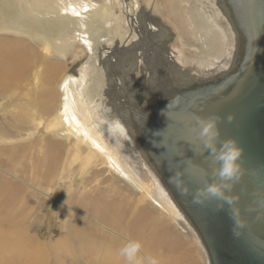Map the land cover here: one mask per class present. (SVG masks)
Returning a JSON list of instances; mask_svg holds the SVG:
<instances>
[{"label": "rangeland", "instance_id": "1", "mask_svg": "<svg viewBox=\"0 0 264 264\" xmlns=\"http://www.w3.org/2000/svg\"><path fill=\"white\" fill-rule=\"evenodd\" d=\"M50 1L58 3L61 7L82 10L87 3L92 4L96 8L93 11L96 12L93 18L99 19L101 15L105 14L106 21L102 24L100 33L93 36L89 35L91 38L94 37L93 40L95 41L89 37L91 39L90 45L86 41L87 37L78 31V25L74 23H72L73 28L69 34L66 33L67 35L65 34L64 37L54 40V42L37 39L18 29H0V57L3 58L0 59L1 63L24 64L27 59L32 58V55L29 54L23 58L20 57V52L21 50L28 51V49L34 52L32 60H29L32 63L36 60L38 63L34 62V67L31 63V69L28 71L30 74L24 70L23 73L20 72L19 76H13L14 78L12 76L0 78V165H2V167L0 166V188L1 194L4 193L3 199H0V264H101L100 262L105 259V256L102 258L99 255L98 259V254L104 248L95 247L97 254L87 243L81 246L66 244V247H60L57 245L58 241L66 240L70 226L79 223L77 217L82 219L85 217L83 220L88 221L87 216H84L87 214H83L85 213L83 208L72 205V202L65 199V195L69 193L66 191L63 194L61 189L66 186V189L71 191H76L78 188V190H84L83 180L85 178L90 179V177L91 183L87 186V190L98 186L99 189L101 188L109 195L110 193L111 195L116 194L115 196L119 198L122 205L124 204L126 210L132 207L130 208L132 210L130 212L132 213L131 218L127 213L129 224H131L128 226L129 231L121 233L109 230L111 235H115L123 243L130 239L142 241L145 253L158 257L161 264L162 260H164L163 264H212L198 229L179 205L176 197L169 190V185L155 168L144 141L135 139L133 142L132 138L131 140L129 138L122 140L115 132L111 135H105L106 132L105 134L101 132L104 139L103 144H101L107 147L109 154L99 151L98 148L101 144L98 147L94 145L89 147L87 140V142L81 140L76 142L70 132L64 109L67 104L75 111L81 124L88 123L89 119L91 123L98 124L99 131H104L108 124L106 121H109L106 119L107 117H104L107 113L102 112L101 106L95 105L101 104V101L89 98L84 90L85 86H92L94 76L95 78L98 77L100 86H105L104 90L101 91V96L103 95V101L107 103H109L107 97H111L112 91L115 90H117V94L121 89L124 90V93L121 90V94L118 95L120 100H124L125 90L134 97L135 88L139 89V93L145 89L148 94L149 90L154 89L158 83L162 70L165 77L172 81L177 88L187 87L186 81L192 83L191 85H199L200 87L222 82L227 75H231L237 70L241 57H245L247 52V39L244 31L240 30L237 25L233 9L219 7L220 10H218L216 4L211 3L210 0ZM19 4V7L22 8L20 1ZM31 4L34 8L39 6L35 2ZM206 4H209L208 12L215 10L216 14L223 20V24L227 25L230 34L229 41L231 44L229 45L231 46L226 44L230 47V51H225L221 59L215 56L214 48L204 44L206 40L202 38L203 31H200L202 32L200 35L197 31L198 23L196 20L193 21L192 17L188 21L189 14L185 12V9L190 7L207 8ZM102 8L106 11L103 9L101 12L100 9ZM64 15L70 18L76 17V14L69 10L63 11L62 16ZM139 17L149 28L150 41H147L145 37L143 24L138 21ZM159 27H163L164 35L161 34L162 36L159 33ZM117 35H123V37ZM164 36L167 37V40ZM100 37L101 43L105 45L96 43L97 38ZM6 41H9V44ZM149 42H151V54L154 55L156 52L152 46H157V51L160 54L159 58L151 55V61L155 64L150 72L147 65L142 66V59L146 57V54L142 52L148 47ZM26 46L28 48H23ZM60 49L63 50L60 51ZM35 57L37 58L35 59ZM188 59L193 62L189 63ZM133 65L137 74L133 78L134 86L126 89L127 74L130 73L129 68ZM14 67L16 65H13ZM118 75L123 76L122 79ZM70 78L74 80L71 82V87L69 86L67 95L63 84L66 79ZM7 86L8 89H6ZM130 88L133 89L131 92ZM138 97L141 99V96ZM65 98L68 102H65ZM51 134L61 139H73V144L77 143L86 148L77 151V153L75 151L68 159L65 158L66 165L60 167L59 171H55L51 185H47L42 181H35L31 162L38 160L33 159L34 157L40 158L41 150L44 149L42 142ZM140 139H142V135ZM94 140L92 142H96V138ZM32 142L35 143L36 149ZM21 144L24 146L22 147ZM18 145L21 148L17 154H14L13 148ZM7 147H10L13 152L4 149ZM31 148L38 150V155L36 153L33 155L34 150ZM116 157L123 165V172L119 170L118 164L116 166L113 164ZM100 170V176L93 174ZM120 172H122L121 175ZM123 174L125 175L123 176ZM118 175L123 181H119ZM92 176L94 177L92 178ZM14 181L18 182L15 183ZM120 184L125 185L122 187ZM21 188H23L22 191ZM115 188L117 191H114ZM162 189L166 194L162 192ZM14 193L17 195L19 193L15 201L6 202L4 197ZM90 223L95 224V222ZM98 224L99 227L104 225V223ZM150 224L151 226L155 225V228L157 226V228L149 230ZM136 227L140 230L138 231ZM103 229L106 228L103 227ZM75 242L78 243V239H75ZM46 244H49L48 248ZM39 251H41V255H38ZM154 251L155 253L158 251L156 255ZM169 257L171 258L169 259ZM92 259H94V263H91Z\"/></svg>", "mask_w": 264, "mask_h": 264}, {"label": "bare ground", "instance_id": "2", "mask_svg": "<svg viewBox=\"0 0 264 264\" xmlns=\"http://www.w3.org/2000/svg\"><path fill=\"white\" fill-rule=\"evenodd\" d=\"M19 1L22 3V8L19 7V5H20L19 4ZM34 2L37 5H39V6L36 7V8H34L32 6V4H31V3H34ZM210 2L211 3H215L216 4V7L218 8V10H220L219 7H221V8H225L226 7V8H230L231 9V7L233 8V5H232V3H233L236 6L233 9H234V11H236L238 13V16H239V8H238L239 1L238 0H234V1L233 0H210ZM206 5H207L206 6L207 8H202V7H199V6H197V7H190L189 9H185V12H187L189 14L188 21H190L191 20V17H192L193 21L196 20V22L198 23V30L197 29L196 30L199 31L200 35L202 34V32H200V31H203L202 38H204L206 40V43H204V44L206 46H208V47L210 46L211 48H214V54H215V56L217 58H220L221 59V57H222V55H224V52L225 51H227V50L230 51V49H229L230 47L226 46V44H228V45L231 44V42L229 41L230 34H229V31H228L227 25L223 24V20L220 19V17L216 14L215 10H212L211 12H208V9H209L208 5L209 4H206ZM95 9L96 8H94V6H92V4H88V3L86 5V7H83V10H82V9H72V8H67V7H61V5H59L58 3L52 2L50 0H0V29L1 28H4V29H18V30L25 31L26 33H28V35L30 34L31 36H33V37H35L37 39H42V40H44L46 42H54V40H57V39H60V38L64 37L66 33L69 34V32L71 31V29L73 28V24L72 23H74V24H77L78 25V28H79L78 31L81 32V33H83L87 37V40L86 41L90 45L91 39L93 40V38H94V37L91 38V36L100 33L99 31L101 30L102 24L106 21V19H105V16L106 15L105 14L104 15H101V17L99 19H94L93 18L94 17V14L96 13V12H93ZM103 9L104 8L100 9L101 12L103 11ZM68 10L70 12L76 14V17L74 16L75 18L72 17L73 18L72 19V18H70L69 16H66V15L62 16V12L63 11H68ZM104 10L106 11V9H104ZM43 16H45V17H43ZM137 17H138V15H137ZM130 18H131V14H130ZM111 21H113V20H111ZM138 21H141L140 17L138 18ZM141 24H143L142 25L143 26V31L145 32L144 34H145V37H146L147 41H150V35H149V30H148L149 28L146 27L145 24L142 21H141ZM237 25H239V23ZM244 25L246 27V23L245 22H244ZM106 26H108V25H106ZM247 29L249 30V28H247ZM158 30H159L160 35L161 34L164 35L163 27H159ZM130 32H129V34H130ZM247 34H248V32H247ZM89 35H91V36H89ZM117 36L123 37V35H117ZM89 37L91 39H89ZM35 38H33V39H35ZM151 38L153 39V41H155V39L153 37H151ZM164 38L167 40V37L166 36H164ZM100 39H101V37L100 38H97L96 43L101 44V45H105L104 43H101L102 41H100ZM117 39H119V38H117ZM249 41H250V38L248 37V42H247V45L246 46H248ZM6 43L9 44V41L8 42L6 41ZM157 43H158V41H157ZM147 46L148 47H146L145 51L142 52L143 54H146V57H143V59H142V66L144 67L145 65H147L148 66V71L150 72L151 71L150 69L153 68L154 67V64H155V63H153V61H151V57L154 56V57L159 58V55L160 54H159V51H157L158 50L156 48L157 46H152L153 49H154V51H156V52H154L155 53L154 55L151 54L152 53V51H151V42H149V44ZM229 46H231V45H229ZM62 47H65V46L62 45ZM109 47H111V46H109ZM23 48H28V47L26 46V47H23ZM10 50H12V49H10ZM61 50H63V49H60V51ZM124 51H125V49L123 50V52ZM33 53L34 52H32V50H29V49H28V51H26V50L25 51L24 50L22 51L21 50L20 57L22 56L24 58L27 55L29 56V54H31L32 55V58H33V56H34ZM32 58L31 59L29 58V59L32 60ZM36 58L37 57H35V59ZM241 58L242 59H240L239 65L242 64V62L244 60V57H241ZM0 59H3V58L0 57ZM29 59H27V61H25L24 64H22V63L21 64H17V63L15 64L14 63V64L11 65L10 63L5 64V63H1L0 62V78H3L5 76H7V77H9V76L10 77L11 76L12 77L13 76L14 77L15 76H19L20 75V72H22V71L24 72V70L28 72L31 69V63H32V61H30ZM189 59H190V57H189ZM11 61H12V59H11ZM189 61H190L189 63H192L193 62L192 60H189ZM34 62L36 63V60L33 61L32 67H34ZM36 64H38V63H36ZM13 65H16V67L13 68ZM171 65H173V64H171ZM132 67H133V69H132ZM132 67L129 68L130 73L127 74V81H128V83H125V88L126 89H129V87H132V85L134 84L133 78H134V76L136 74V68H135L134 65ZM121 70H124V69H121ZM119 72H120V69H119ZM163 73L164 72L162 70L161 71V76L159 77L160 79L157 81L158 83H156L157 86L155 85L154 86V89L152 88L151 90H149L150 92L148 94H147V92H146L145 89L142 90L141 93H139V89L135 88L136 89V92H135V97H134L133 95H131V93H127L128 91L125 90L126 92H125V95L123 97L124 100H120L119 97H118V95L121 94L122 91L124 93V90L121 89L122 91L120 90V92L118 94H117V90H115L116 92L115 91H112L111 97H107V98H109V100H108L109 103H107L106 101H103L104 100L102 98L103 95L101 96V91L104 90L105 86H100L99 83H98V80H97L98 77L96 76L97 78H95V76H94V78H92V81H93L92 86H88L87 85V86L84 87V90L86 91L85 94L87 93L88 96H89V98H91L93 100L94 99H99L101 101V104H99L97 102L99 105L98 104H95V105L102 107V112L103 113L104 112L107 113V115L106 116L104 115V117L105 118L107 117L106 119H108L110 122L109 121H106L108 124L106 125L107 127L104 129V131H99L98 124L97 125L96 124H93L94 122L91 123L89 119H88V123H84V124L82 123L81 124L79 122V118L77 117L75 111L73 109H71L70 106H67V104H66V108L64 109V115L67 117V120H68V123H69V129H70L71 134L73 135V139L76 140V142H78L79 140H81V141H86L87 140L88 141L87 144H88L89 147H91L93 145L98 147L102 143V141L104 140L103 139V134L101 132H104V134L106 132L105 135H107V134L108 135H111V133H114L115 132V134H118V136H120V139L122 138V140H125L127 138H129L131 140V138H132V141L135 142V139H137V140L139 139V141L143 140L144 143H145V145H146V139L143 136H142V139H140V136L142 135V131L141 130L143 128V125H146L147 124V120H150V119H153V120H156L157 119L158 120V117H160L159 110H158V105H161V101H163V100L169 101V100H173V99H179V98L182 97V95L183 96L185 95L186 91H189V93H188V96H186L185 98H190V96H192L191 94H193L194 91H196V90H198V89L201 88L199 85H191L192 83L187 82V81H186V85L188 84L187 87H178L177 88V86H175L174 83H172V81H170L169 79H167ZM27 76L29 77V75H27ZM74 76H76V75H74ZM228 76L229 75H227L226 77H228ZM119 77L121 78L123 76H119ZM73 80L74 79H71V78L68 79V80L66 79V81L63 84L64 85V88H65V94H67V95H68L67 92H68L69 86L71 87V82ZM112 80H114V79H112ZM11 81H10V83H11ZM13 81H15V80H13ZM3 82H5V81H3ZM17 82H19V80H17ZM17 82H15V83H17ZM11 84H13V83H11ZM153 84H155V83H153ZM186 85H183V86H186ZM4 88H6V87H4ZM111 88L114 89L113 87H111ZM6 89H8V86H7ZM131 90H133V89L130 88V92H131ZM106 96H105V98H106ZM138 96H141V99L143 97V99L141 100ZM66 101L67 100L65 98V102ZM167 101H165L163 103H166ZM166 104H168V102ZM11 132H13V131H11ZM14 133H16V132H14ZM18 137H19V135H18ZM94 138H96V142H92V141H95ZM73 139H69V140H67V139H61V138H57V136L56 137L53 136V134L49 135V137H46L44 139L45 141L42 142L43 143L42 145H43L44 149L41 150V156H39L40 158L34 157L33 159H38V160H35V161L33 160L34 162H31L32 163L31 165H32V171H33V177L35 178V181L36 180H39V181H42L44 183H47V185H51V180L54 177L53 175L56 173L55 171H59L60 167H62L63 165L64 166L66 165L65 160L68 159V158H70L74 154L75 151H76L75 153H77V151L84 150L86 148V147L84 148L83 146L78 145L77 143L73 144ZM6 144H7V142H6ZM33 144H34L33 147L35 146V149H36L35 143H33ZM102 144L100 145V148L101 149L98 148L99 151L101 150V151H104L105 153L107 152L109 154V152L107 151V147H104ZM19 145L18 146H15L13 148L14 154H17V151L20 150L21 147ZM23 146L24 145H22V147ZM25 147H27V146H25ZM4 149H6V150L8 149L9 151H12V149L10 147L4 148ZM27 149H28V147H27ZM31 149H33V148H31ZM111 150L114 151L113 149H111ZM37 151L38 150H34L33 155H35V153H36V155H38ZM96 153H98V152H96ZM29 155H30V153H29ZM30 159H32V158L30 157ZM111 161L113 162V160H111ZM110 164H112V163H110ZM113 164L115 166H116V164H118L119 165V170H122L123 169V165L120 162L119 158L116 157V160L113 162ZM0 166L2 167V165H0ZM108 167H110V166H108ZM155 168L157 169L156 166H155ZM98 169H100V168H98ZM101 170L98 171V172H94V173L92 172V173L95 176H100ZM86 172H87V170H86ZM122 172H123V170H122ZM122 172H120V175H121ZM124 173H126V172H124ZM124 175L125 174H123V176ZM85 176L87 177V175H85ZM22 177H23V175H22ZM93 177L94 176H92V178ZM134 177H137V176H134ZM161 177H163V176H161ZM117 178L119 179V181H123V179H121V177L119 175H118ZM102 179H104V178H102ZM2 181L4 182V180H2ZM14 182L16 183L18 181H14ZM44 183H42V184H44ZM89 183H91V177H90V179L89 178H85L83 180V184L85 185V187H83V188H85L84 190H78L79 189L78 188L76 191H71L69 189H66L67 188L66 186L63 189H61L62 192H63V194L66 191L69 193V194L65 195V199H67L70 202H72V205L74 204L76 206H79L80 208L81 207L83 208L82 210L85 212L83 214H87V215H84V216H87V220L88 221L83 220L85 218L82 219L80 217H77V219H79L78 220L79 223L77 225H71L70 228H69V235L66 237V240H60V241H58L57 245H59L60 247H63V246L66 247V244H70L72 246H73V244L74 245H77V246H81L84 243H87L92 248V250L95 251V253H97V254H98V252L95 250V247H98V249L99 248H104L98 254V259H99V255L102 258H103V256H105V259L100 262L101 264H124L125 261L121 257L118 256V249L124 243L119 238L115 237V235H111V233L109 232V230L119 231L121 233L128 232L129 231L128 230V228H129L128 226L131 225V224H129L128 217L129 216H130V218L132 217V213H130L132 211L130 208H132V207H130L129 210H126L125 209L126 207L124 206V204L122 205L119 202L120 201L119 198L117 196H115L116 194L115 195H111V193H110V195H109L104 190H101V188L99 189L98 186H96L95 188L91 186L92 188L90 190H87V186L89 185ZM33 184H35V183H33ZM124 185L125 184H123V186ZM6 187H5V189H6ZM138 188H140V187H138ZM168 188H169V190L172 193H174L173 190L170 187H168ZM7 189H8V187H7ZM22 189L23 188H21L20 190L22 191ZM116 189L117 188H115L114 191H117ZM4 191H6V190H4ZM162 192L164 194H166L163 189H162ZM1 193H2V190L0 188V199H3L2 197H3V194L4 193L3 194H1ZM6 193H7V191H6ZM18 195H19V193H18ZM18 195H17V193H14V194H10L8 197L6 195L4 198L6 199L5 200L6 202H9L10 203V201L11 202H14ZM20 196H21V194H20ZM70 208H72V207H70ZM127 213H128L129 216L127 215ZM90 222H95V224L94 223H90ZM98 223H100V224L101 223H104V225L101 224L102 227H99L98 226L99 225ZM103 227L106 228V229L104 230ZM154 228H155V225H152L151 226V224H150L148 226V229L149 230L154 229ZM156 228H157V226H156ZM136 229L138 231L140 230L137 227H136ZM142 229H143V227H142ZM142 233H144V232H142ZM157 237H160V236H157ZM161 237L163 238V235ZM75 239L76 240L78 239L79 242L76 243L75 242ZM146 239H147V236H146ZM151 239H150V241H151ZM153 240H154V238H153ZM164 241H166V240H164ZM46 246L48 248L49 244H46ZM152 248H153V246H152ZM154 249H156V248H154ZM40 252L41 251H39L38 255H41ZM154 253H155V251H154ZM156 253H155V255H156ZM159 255H161V254H159ZM42 257H43V254H42ZM92 258H94V257H92ZM170 258L171 257H169V259ZM93 260L94 259H92V262L91 263H94ZM165 262H167V261H165ZM163 263H164V260H162V264ZM27 264H29V263H27Z\"/></svg>", "mask_w": 264, "mask_h": 264}, {"label": "water", "instance_id": "3", "mask_svg": "<svg viewBox=\"0 0 264 264\" xmlns=\"http://www.w3.org/2000/svg\"><path fill=\"white\" fill-rule=\"evenodd\" d=\"M238 1L239 16L235 4L231 8L247 42L250 38L241 71L202 86L190 98H185L186 91L179 99L161 101L158 120H147L141 130L154 165L198 229L212 264H220L225 252L230 255L234 244L251 261L264 256V0ZM229 115L234 116L231 122ZM213 116L221 118V141L236 138L245 148L241 158L245 174L231 192L238 200L234 206L221 207L216 200L193 204L192 197L181 195L169 179L175 172L185 174L193 193L211 181L213 162L194 129L198 117ZM232 207L243 227L234 226Z\"/></svg>", "mask_w": 264, "mask_h": 264}, {"label": "clouds", "instance_id": "4", "mask_svg": "<svg viewBox=\"0 0 264 264\" xmlns=\"http://www.w3.org/2000/svg\"><path fill=\"white\" fill-rule=\"evenodd\" d=\"M163 114L164 110L161 111V115ZM220 119L218 116L198 117V128L194 129L213 162L211 181H205L204 185L193 193L191 186L185 180V174L175 172L169 178L170 183L175 185L181 195L192 197L193 204L204 205L209 201L216 200L221 202L219 206L224 207L225 204L234 206L238 201L231 192L245 174L241 159L244 156L245 148L236 138H227L221 141V132L218 127ZM227 119L231 122L234 120V116L229 115ZM230 212L234 226L243 227L237 218L235 207H232ZM234 234L237 233L234 232ZM118 255L125 261V264H160L157 257L145 253L142 241L136 239L126 241L118 249Z\"/></svg>", "mask_w": 264, "mask_h": 264}, {"label": "flooded vegetation", "instance_id": "5", "mask_svg": "<svg viewBox=\"0 0 264 264\" xmlns=\"http://www.w3.org/2000/svg\"><path fill=\"white\" fill-rule=\"evenodd\" d=\"M246 45H247V40H246ZM247 53H248V50L245 53V57L247 56ZM242 65H243V62L242 64L238 66L237 70L234 71L233 73H237L241 71ZM234 245H236L235 250L231 252L230 255H227V253L225 252L224 256L221 258L220 264H264V256L257 257L255 260L251 261L247 257L246 253H244L237 244H234ZM210 261H211V258H210Z\"/></svg>", "mask_w": 264, "mask_h": 264}]
</instances>
